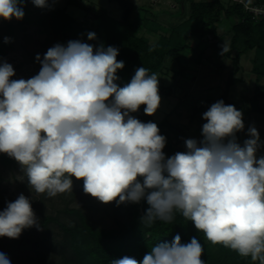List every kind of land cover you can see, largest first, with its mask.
<instances>
[{"label":"clouds","instance_id":"obj_1","mask_svg":"<svg viewBox=\"0 0 264 264\" xmlns=\"http://www.w3.org/2000/svg\"><path fill=\"white\" fill-rule=\"evenodd\" d=\"M29 0H0V20H22ZM48 8L58 0H30ZM89 40L96 39L89 32ZM4 37V43H10ZM151 50V49H150ZM229 51L223 44L221 55ZM119 49L70 40L35 59L31 78L12 79L14 67L0 59V153L21 166L31 191L56 197L72 191L73 177L85 194L102 203H139L150 226L171 222L174 213L192 222L213 245L264 264V147L255 126L241 145L243 113L219 100L202 114V139H185L184 151L166 156L158 125L134 115L144 106L154 115L161 103L160 78L145 67L123 87ZM40 230L31 200L23 194L0 210V237L18 239ZM200 240L151 247L142 261L124 256L111 264H205ZM0 264H11L0 252Z\"/></svg>","mask_w":264,"mask_h":264},{"label":"rangeland","instance_id":"obj_2","mask_svg":"<svg viewBox=\"0 0 264 264\" xmlns=\"http://www.w3.org/2000/svg\"><path fill=\"white\" fill-rule=\"evenodd\" d=\"M132 1L137 6V16L146 15L162 25L158 26L157 32L148 28L143 30L150 41L156 43L160 37L170 35L166 31L168 28L177 26L187 18L190 0ZM221 1L228 6L234 0ZM55 4L66 9L76 19L86 20L87 24H92L93 20L97 19L93 17L101 9L107 10L115 19H120L122 14L117 0H58ZM141 7H146L148 11L143 12ZM24 12L22 20H0V42L4 45L0 59L14 67L15 75L12 79H28L38 74L41 65L36 61V55L40 54L42 58L53 45H66L52 29V20L46 12L39 11L30 0ZM234 22L235 19L223 17L218 23V37L210 34L208 42L203 40L199 43L198 39L193 42V47L197 46V50L203 52L201 63L191 59V49H187L179 61L168 58L162 73L158 75L161 103L152 118L156 124L164 120L171 123V141L183 151L185 139H202V125L206 123L202 114L208 110L207 105L211 100L218 99L226 91L227 98L237 103L243 113L245 128L236 134L237 141L242 145L243 141L249 138L248 128L255 126L264 144V113L254 111L251 105L256 85H264V76L257 78L253 70L252 59L255 52L248 51L243 54L238 65L234 63L237 50L229 56L220 54L223 44L230 47L232 34L229 30ZM4 37H10L11 42L4 43ZM233 77L237 82L228 85ZM256 107L264 110V96L258 99ZM132 115L140 119L136 113ZM1 155L6 154L0 153V210L23 194L31 200L40 224V230L36 227L26 228L18 239L0 237V252L7 255L11 264H70L69 254L63 247L65 235L60 226L55 221H44L45 217L56 215L60 220L72 221L75 218L64 212L67 208H76L90 215L101 227L118 228L125 222V210L116 212L115 202L105 204L85 194L83 181L74 177L72 191L58 194L56 197L50 198L46 193L37 194L34 190L31 191L18 162L6 155L11 159L7 161ZM261 155H264V147L258 150L257 158ZM201 244L216 246L206 239Z\"/></svg>","mask_w":264,"mask_h":264},{"label":"trees","instance_id":"obj_3","mask_svg":"<svg viewBox=\"0 0 264 264\" xmlns=\"http://www.w3.org/2000/svg\"><path fill=\"white\" fill-rule=\"evenodd\" d=\"M122 8L120 19L111 17L107 10L101 9L97 14V19L92 24H87L86 20L76 19L69 14L66 9L51 3L48 8H38L41 12H46L52 20V29L61 37L63 43L70 40H80L98 48L103 45L105 48L114 46L119 49L118 61H123L125 67L117 71L118 85L123 87L129 83L139 67H145L150 73L161 74L165 61L170 58L175 61L181 60L182 53L191 49V59L196 63H201L203 52L193 47V42L203 40L208 42V36H217L218 23L225 19H235L230 28L231 43L226 55H231L237 50L234 56V63L238 65L240 57L248 51H254L252 59L253 70L258 77L264 76V19L255 21L245 8L237 0L225 6L221 0H190L187 7L188 16L177 26L168 28L169 36H162L156 43H152L149 36L143 33L145 28L157 32L158 26L162 27L157 20H152L148 16H137L135 14L137 6L132 0H117ZM249 3L264 4V0H246ZM143 12H147L146 7H141ZM95 18V17H93ZM161 25V26H160ZM94 32L96 39L89 40L88 33ZM218 37V36H217ZM3 43L0 42V53H3ZM151 49V50H150ZM183 69V68H181ZM238 71L236 68L235 72ZM237 82L236 78H231L228 85ZM264 96V85L257 84L253 96L252 107L258 113H264L262 108H257L258 99ZM223 100L227 105H234L237 110L240 106L227 98V91L218 99L211 100V104ZM144 106L136 114L141 121H153L152 116H148L143 111ZM160 134L166 137L167 143L164 148L166 156L174 155L177 151H183L175 146L170 137L173 126L167 120L157 124ZM5 160L11 161L6 155H1ZM149 205L146 200L139 203H124L114 205V211L125 210V222L118 228L101 227L91 218L90 215L76 209L67 208L64 210L70 217H74L70 222L60 220L58 216H48L44 221H55L65 235L63 247L69 254L70 264H111L113 260L129 256L142 261L143 256L150 251L151 247L160 243H171L173 238L179 234L182 243L190 242L195 236L200 242L205 239L204 234L195 229L192 222L185 219L182 214L174 213L171 222L157 220L150 226L142 224L141 217L144 216ZM45 223V224H46ZM204 253L202 259L205 264H259V261H252L250 257H242L237 252L226 248L220 244L211 247L202 244Z\"/></svg>","mask_w":264,"mask_h":264},{"label":"built area","instance_id":"obj_4","mask_svg":"<svg viewBox=\"0 0 264 264\" xmlns=\"http://www.w3.org/2000/svg\"><path fill=\"white\" fill-rule=\"evenodd\" d=\"M244 5V8L251 13L253 19L258 21L264 19V4L249 3L246 0H237Z\"/></svg>","mask_w":264,"mask_h":264},{"label":"water","instance_id":"obj_5","mask_svg":"<svg viewBox=\"0 0 264 264\" xmlns=\"http://www.w3.org/2000/svg\"><path fill=\"white\" fill-rule=\"evenodd\" d=\"M97 17V15L95 16V18Z\"/></svg>","mask_w":264,"mask_h":264}]
</instances>
